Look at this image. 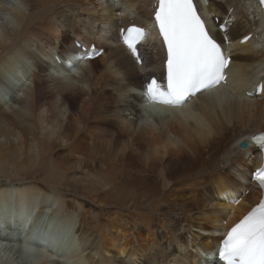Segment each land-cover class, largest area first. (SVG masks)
I'll list each match as a JSON object with an SVG mask.
<instances>
[{
    "label": "bare ground",
    "instance_id": "6f19581e",
    "mask_svg": "<svg viewBox=\"0 0 264 264\" xmlns=\"http://www.w3.org/2000/svg\"><path fill=\"white\" fill-rule=\"evenodd\" d=\"M111 1L0 0V264H52L48 255L62 259L61 231L38 233L52 208L61 228L73 226L68 252H76L74 263L211 264L217 259L211 241L218 242L260 196L253 187L243 195L241 181L261 158L243 156L249 138L246 149L237 143L264 130V47L240 42L259 30L237 9L238 0H210L203 10L227 25L224 33L216 30V39L232 40L226 83L178 108L150 104L139 95L142 75L163 71L164 51L158 38H145L144 65L138 68L116 44ZM147 1L119 0L121 9L134 14L122 24L149 18ZM225 6L232 8L230 15ZM65 23H71L68 35L61 28ZM73 39L89 49L95 41L104 51L77 61L74 51L66 53ZM29 60L22 75L12 72ZM258 82L263 92L249 97ZM41 159L65 188L17 177ZM94 182L110 193L99 191L97 183L93 188ZM107 198L114 208L103 215Z\"/></svg>",
    "mask_w": 264,
    "mask_h": 264
},
{
    "label": "snow or ice",
    "instance_id": "6c2138e0",
    "mask_svg": "<svg viewBox=\"0 0 264 264\" xmlns=\"http://www.w3.org/2000/svg\"><path fill=\"white\" fill-rule=\"evenodd\" d=\"M154 21L166 49L167 76L166 84L156 78L147 83L149 101L180 106L225 81L224 72L230 60L211 34L194 0H157ZM220 27L224 30L227 25ZM120 35L137 63H143L138 45L146 38V30L132 24L121 28ZM99 54L98 49H93L76 60L92 59ZM67 63L74 66L71 60ZM255 143L264 148V135L256 137ZM254 179L264 190V167L254 173ZM231 202L239 200L233 198ZM217 255L218 264H264V199L228 230Z\"/></svg>",
    "mask_w": 264,
    "mask_h": 264
},
{
    "label": "rangeland",
    "instance_id": "374dc122",
    "mask_svg": "<svg viewBox=\"0 0 264 264\" xmlns=\"http://www.w3.org/2000/svg\"><path fill=\"white\" fill-rule=\"evenodd\" d=\"M216 1H218V2H223L222 0H216ZM243 1L246 3V2H249L248 0H238V10L240 9V10H243L242 12H244L245 14H246V16H247V18L250 20V19H252V20H250V21H254L255 19H256V14H255V12H253V14H252V12H250V11H252V10H257V8H256V5H255V3H254V0H252L250 3H246V4H244L243 3ZM240 2H242V3H240ZM249 4V5H248ZM243 5V6H242ZM244 5H245V7H244ZM243 7V8H242ZM246 7H247V9H246ZM66 8V9H65ZM255 8V9H254ZM249 9H251L250 11H249ZM62 10H63V14L65 15V17H66V19L67 20H71V18H72V14H71V10L68 8V7H64V8H62ZM224 11L225 12H227V7L225 6V8H224ZM68 12V13H67ZM133 12V11H132ZM230 15V14H229ZM250 15V16H249ZM250 18H249V17ZM253 16V17H252ZM58 23H60V21H58L57 20V24ZM71 23H65L61 28L62 29H64V30H66V35H68L69 34V30H68V26L70 25ZM259 30V29H258ZM261 30H259V32L258 31H256V33H257V35L255 34V36H257L256 38L257 39H259V41L256 39V43H255V46L256 47H258L259 49H261V47L263 48L264 47V40H263V36H262V32H260ZM260 35V36H259ZM71 37V36H70ZM52 40H53V42L55 41L53 38H52ZM261 40V41H260ZM263 40V41H262ZM261 43H263V44H261ZM254 45V44H253ZM259 45V46H258ZM62 47V45L60 46V48ZM45 48V45H44V43H42L41 42V45H40V49H44ZM21 58H23V57H21V56H17V58H15V59H21ZM31 61L29 60V62H23V61H21V63L20 62H18L19 64H18V66H20L21 68H19L18 69V71L19 72H16V71H12L13 73H15V74H20V75H22L25 71H26V68L28 69V64L30 63ZM24 63V64H23ZM21 64H23V65H21ZM22 70H23V72H22ZM18 74V75H19ZM14 80H15V82H18V78L16 79V78H14ZM18 85H21V83H17ZM260 122H261V120H260ZM264 131V130H263ZM229 134L230 133H226L225 135H224V138L225 139H227L228 137H229ZM232 148H233V151H232V153H234L235 152V145L233 146L232 145ZM45 161V162H44ZM46 162H47V160H44V159H41V160H39V162H38V164L37 165H35V166H32V165H30V166H28V167H26L25 168V170H23V171H21V172H19V174H17V177H22V178H30L31 176H33L34 178L35 177H37V178H39L40 179V181L42 182V180H44L43 182L45 183V184H47V186H51L52 184H55L56 185V187L58 188L59 186L58 185H60V189L62 188H65L66 186H62V184H60V183H58L57 182V180H55L53 177H52V174H51V171H50V168H48L47 167V165H45L46 164ZM41 163V164H40ZM45 169H43V168ZM42 170H43V172H42ZM21 173V174H20ZM41 173V174H40ZM43 176V177H42ZM8 178V177H7ZM7 178H5V176H1V179L2 180H4V179H6L7 180ZM45 178V179H44ZM236 178V177H235ZM234 178V179H235ZM8 179H12L10 176H9V178ZM47 180V181H46ZM91 177H90V179H89V181L91 182ZM47 182V183H46ZM51 183V184H50ZM97 182H94V183H92V187L94 188V185L93 184H96ZM55 185H52V187H54ZM97 186H98V183L96 184ZM99 187V186H98ZM70 188V187H69ZM100 188V187H99ZM101 189V190H100ZM99 189V191H102V192H104V191H106V192H109L110 193V188H108V189H106V190H104V189H102V188H100ZM96 191V190H95ZM105 192V193H106ZM198 192L199 191H196L195 192V196H198L199 194H198ZM61 193V192H60ZM77 193H82L81 191L79 192H77ZM85 193L88 195V192H86L85 191ZM83 194V195H86V194ZM115 193H117V192H115ZM114 195V194H113ZM67 199V206H69L70 205V201H69V198H66ZM84 199H86L87 201H88V203L90 204V205H92V207L95 209V205L90 201V199H89V197L88 198H84ZM132 199V200H131ZM130 199V201H129V204H132V201H133V198H131ZM85 201V200H84ZM111 201V202H110ZM114 203L115 202H113V199L111 198V199H108L107 198V202L105 203V205H103V207H104V209L106 208V207H108L106 210L107 211H102V214L104 215V212H109L110 210V207H111V210L114 208ZM102 204H103V202H102ZM101 203L100 204H98V205H102ZM108 205V206H107ZM55 206V204L53 205V207ZM96 208H99V206H97ZM69 210H71V211H73V212H75L76 213V210L74 209V208H69ZM65 211H67V210H65ZM102 214H100V215H102ZM53 215H55V214H53V208H52V210L50 211V213H48V215H43L44 216V218H41V224L39 225V226H37L38 228H39V230L41 229V231H39L38 233H40V235H43V234H41V232L43 231V232H45V233H49V232H54L55 234H57V232H59V231H61V232H59L58 233V237H60L61 236V240L63 241V242H65V244H66V249H65V251L66 252H68L72 247H73V243H72V240H73V231H72V228H73V226H72V228H68L67 230H64L63 228H61V225H58V221L56 220H53ZM48 216V217H47ZM100 217V216H99ZM20 222V221H19ZM58 222V223H57ZM60 224V223H59ZM50 225V227H48ZM71 225H73V224H71ZM42 232V233H43ZM73 232V233H72ZM63 234V235H62ZM14 237V239L16 240V241H20V238H22V236L20 237V235H18L17 236V234L15 233V235L13 236ZM57 237V236H56ZM75 237V240H77V238H76V236H74ZM6 242H7V238H6ZM20 245V244H19ZM76 245H78V244H76ZM76 245L74 246V249H73V251H75V247H76ZM16 247H17V245H15ZM20 247V246H19ZM78 249H82V248H80L79 246H78ZM18 252H20V251H15V256L16 255H19L18 254ZM40 257V256H39ZM82 258V257H81ZM15 260V259H14ZM81 262V261H80ZM74 264H78V263H74Z\"/></svg>",
    "mask_w": 264,
    "mask_h": 264
},
{
    "label": "clouds",
    "instance_id": "9594fccd",
    "mask_svg": "<svg viewBox=\"0 0 264 264\" xmlns=\"http://www.w3.org/2000/svg\"><path fill=\"white\" fill-rule=\"evenodd\" d=\"M244 192H246V189ZM4 242H6V240ZM42 253H44V252L42 251ZM75 253L76 252H66V253L63 252V257L59 261H57L56 257L53 255H50V256L48 255V258L52 261V264H57V263L58 264H74V262L71 259L74 257ZM80 264H84V263H80ZM86 264H88V263H86Z\"/></svg>",
    "mask_w": 264,
    "mask_h": 264
},
{
    "label": "water",
    "instance_id": "95a60500",
    "mask_svg": "<svg viewBox=\"0 0 264 264\" xmlns=\"http://www.w3.org/2000/svg\"><path fill=\"white\" fill-rule=\"evenodd\" d=\"M247 146H248V144H247V142L245 143V141H240L239 143H237V147L239 149H242V150L246 149ZM48 227H50V225Z\"/></svg>",
    "mask_w": 264,
    "mask_h": 264
},
{
    "label": "flooded vegetation",
    "instance_id": "af4514ba",
    "mask_svg": "<svg viewBox=\"0 0 264 264\" xmlns=\"http://www.w3.org/2000/svg\"><path fill=\"white\" fill-rule=\"evenodd\" d=\"M150 3H151V0H148V1H147V4H150ZM138 10H139V8H138Z\"/></svg>",
    "mask_w": 264,
    "mask_h": 264
}]
</instances>
